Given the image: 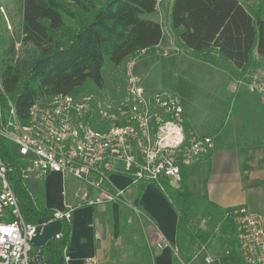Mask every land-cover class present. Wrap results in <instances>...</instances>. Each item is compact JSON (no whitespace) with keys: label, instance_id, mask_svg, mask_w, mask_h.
<instances>
[{"label":"trees","instance_id":"trees-1","mask_svg":"<svg viewBox=\"0 0 264 264\" xmlns=\"http://www.w3.org/2000/svg\"><path fill=\"white\" fill-rule=\"evenodd\" d=\"M157 10V0H22L20 41L33 47L29 59L8 58L13 46L0 54V118L5 122L13 108L21 122L27 121L30 107L39 100L58 94L78 96L88 93L83 87L92 84L103 89V68L120 65L131 55L156 52L163 40L161 23L148 17ZM169 26L177 46L190 56L225 67L242 75L253 53L264 58V15L258 8L249 11L239 0H172ZM1 43V40H0ZM2 47V46H0ZM235 99L233 116L243 114L244 104L261 97L251 93ZM241 104V107L238 106ZM254 118L251 117V120ZM187 140L194 137L189 122L183 119ZM213 135L214 147H233L236 137L228 124ZM259 136L249 143H264V118ZM263 134V137L261 135ZM215 135V136H214ZM0 157L11 167L8 182L21 208L25 222L34 223L52 213L31 194L22 177L25 163L17 158L8 140L0 138ZM169 179L138 180L135 197L128 207L119 205V240L112 243L113 253L120 252L126 262L110 264H155V252L144 232L139 197L147 184L161 188L177 213V231L173 248L182 264H189L194 249L209 242L218 231L234 238V226L229 213L234 208H222L207 197L187 191L183 184L175 186ZM116 193V190L110 189ZM112 201L106 202L110 216ZM93 211L98 214L96 208ZM198 220L206 229L193 225ZM111 225V216L106 219ZM71 222L65 221L60 237L44 246L31 247L30 264H67L64 250L70 241ZM37 257V258H36ZM173 264H180L173 255ZM238 264H245L242 260Z\"/></svg>","mask_w":264,"mask_h":264},{"label":"built area","instance_id":"built-area-1","mask_svg":"<svg viewBox=\"0 0 264 264\" xmlns=\"http://www.w3.org/2000/svg\"><path fill=\"white\" fill-rule=\"evenodd\" d=\"M135 63L133 57L126 68L128 87L123 94L117 88L116 98L105 89L78 96L58 94L34 103L25 124L18 122L13 108L5 122L0 118V138L8 140L14 155L25 163V181L59 172L95 188L98 195L87 199L94 204L120 196L121 191L109 189L113 173L126 176L130 184L162 178L180 183L181 160L207 155L213 147L211 137L187 140L178 99L170 94L146 98L137 82ZM246 88L264 100V79H252ZM10 170L0 157V264H30L36 224L23 219L8 182ZM230 215L242 261L264 264L259 217L245 206L234 208ZM70 218V209L50 214L51 220L63 224Z\"/></svg>","mask_w":264,"mask_h":264},{"label":"crops","instance_id":"crops-1","mask_svg":"<svg viewBox=\"0 0 264 264\" xmlns=\"http://www.w3.org/2000/svg\"><path fill=\"white\" fill-rule=\"evenodd\" d=\"M170 4L171 2L169 7ZM167 21L169 24V15ZM161 43L162 41L158 46ZM252 59L257 63L263 58L254 52ZM254 62L251 60L242 75L238 69L233 72L228 70L230 68L228 63L226 68H218L222 71L226 94L221 102L218 100L217 107L221 110L215 114L214 122L209 126L204 124L205 128L201 134L195 132L183 109V117L189 122L194 137L209 136L213 142V135L210 133L221 130L228 124L232 132H237L234 134L236 137L233 140V147L217 148L213 142V147L204 158L190 161L182 159L180 165L183 184L188 192L207 197L222 208L245 206L259 217L264 229V143L247 141L249 138L259 136L264 118V100L261 98L256 102L244 104L242 115L231 114L229 117L226 115L229 105L235 99L250 96L252 93L245 85L237 84L238 81L249 82L264 76V68ZM238 106L241 107V104ZM251 117L254 119L251 120ZM208 129L209 133H205ZM109 181V189L116 191H123L130 184L127 177L119 173L111 174ZM196 182L198 183L195 184ZM26 184L33 197L46 208L52 211L71 210L70 241L66 250L67 264H102L101 259L105 256L103 253L107 246L111 247L112 243L120 242L118 236L120 204L112 201L110 211L112 221L109 225L106 221L110 217L106 212L107 201L94 204L87 201L98 195L95 188L59 172H49L41 178H30L26 180ZM126 191L135 195L134 184ZM99 196L102 197L101 194ZM138 204L143 215L154 227L151 232L155 237L153 242L160 246L155 253V264H173L172 250L177 231L175 209L163 190L152 184H147L143 189ZM94 207L98 211L96 215ZM98 216L101 225L98 224Z\"/></svg>","mask_w":264,"mask_h":264},{"label":"rangeland","instance_id":"rangeland-1","mask_svg":"<svg viewBox=\"0 0 264 264\" xmlns=\"http://www.w3.org/2000/svg\"><path fill=\"white\" fill-rule=\"evenodd\" d=\"M21 1L0 0V46H2L0 47V54L1 56L4 55L2 50H7L13 46L11 53H5L8 58L10 57L13 60L17 58L29 59L34 53L30 44H23L20 41ZM239 1L249 11H256L260 8L264 15V0ZM170 2L171 0H157V10L148 15L149 18L159 21L163 29V40L161 45L156 48V52L145 55H131L118 66L105 65L103 68L104 85L102 88L110 92L111 95L114 94L115 98L117 88H119L120 94H123L128 87L126 68L130 60L135 57L134 69L138 75L139 79L137 82L143 90V95L148 99L160 94L175 96L182 110L184 109V114L189 117L195 132L201 134L205 128L204 124L209 126L213 123L215 114L221 110L220 107H217V103L221 102L226 94V86L222 80V71H220L223 67H217L211 63L197 60L190 56L187 50L177 46L176 38L167 21ZM252 62H254L253 59ZM256 64L264 68V58L261 61L258 60ZM261 78L264 79V76H261ZM240 83L246 86L248 82L238 81L237 84ZM97 89L98 87L92 84L83 87V90L89 91L88 93L95 92ZM47 99L39 100L38 103L41 104ZM231 105L232 103L226 112L228 117L232 114ZM226 115L224 118H226ZM17 120L20 124H25L26 122H21L18 118ZM209 130L205 133H209ZM169 182L175 186L180 184L173 181ZM130 185L132 184H128L126 187H130ZM127 188L123 191L121 190L120 196L113 201L119 204L125 203L133 209L132 205H129L135 195L126 191ZM134 213L139 214L141 223L145 222L144 232L153 246L154 252L157 253L160 246L153 242L155 241V237L151 234L154 230L153 225L143 213L136 210H134ZM229 216L231 217L230 213ZM99 217H97V220L98 224L101 225ZM193 225L206 229V226L198 220H195ZM66 250H64V257L67 263ZM194 250L195 253L189 264H238L242 260L237 250L235 233L234 238H231L216 231L209 242L201 244ZM172 252L179 263L182 264L179 260V255H177V250L173 248ZM103 255L105 256L101 259L102 264L127 261L122 253H113L112 247L109 246H107ZM91 261L93 263V260Z\"/></svg>","mask_w":264,"mask_h":264},{"label":"water","instance_id":"water-1","mask_svg":"<svg viewBox=\"0 0 264 264\" xmlns=\"http://www.w3.org/2000/svg\"><path fill=\"white\" fill-rule=\"evenodd\" d=\"M35 224V234L31 238V245L33 247L44 246L56 234L60 233L63 227L61 220H51L50 215L38 218L35 220Z\"/></svg>","mask_w":264,"mask_h":264},{"label":"snow or ice","instance_id":"snow-or-ice-1","mask_svg":"<svg viewBox=\"0 0 264 264\" xmlns=\"http://www.w3.org/2000/svg\"><path fill=\"white\" fill-rule=\"evenodd\" d=\"M5 231H7V229H5Z\"/></svg>","mask_w":264,"mask_h":264}]
</instances>
